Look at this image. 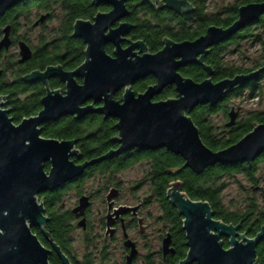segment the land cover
<instances>
[{"label": "water", "instance_id": "water-1", "mask_svg": "<svg viewBox=\"0 0 264 264\" xmlns=\"http://www.w3.org/2000/svg\"><path fill=\"white\" fill-rule=\"evenodd\" d=\"M23 0H0V15ZM126 0H92V3H108L111 9L96 12L92 21L75 19L72 34L80 37L86 44L84 60L71 70L59 64L47 65L42 70H32L22 75L27 82L41 81L44 95L41 97L40 110L31 116L22 117L15 124L8 115L9 108H2L7 95H0V264H50L49 250L39 241L31 227L40 228L44 237L54 248L62 264H71L59 246L51 241L44 230L48 218L43 214L41 191L54 189L64 182L79 176L83 169L95 162L119 155L132 148L156 150L165 148L180 155L183 164L199 173L216 163L235 164L252 161L264 152V121L251 123L252 129L235 143L212 150L200 138L198 128L187 114L198 104L216 105L234 87L245 86L256 77L264 66L248 73L236 74L218 81L212 80L213 68L204 63V58L213 45L221 43L246 25L256 21L264 13V1L249 2L238 7L236 19L226 27L209 25L205 32L193 40L174 42L162 38L163 47L155 53H148L142 40L129 41L126 35L133 26L120 21L128 14ZM155 9L161 6L177 12H189L193 6L187 0H148ZM157 1V5L154 4ZM42 14L34 22L43 21ZM118 22L116 26L113 24ZM9 25L3 28L4 37L0 41L7 47ZM126 39L128 46L122 48L120 41ZM114 44L113 56L104 50V44ZM21 63L31 56V49L23 40L18 43ZM201 65L205 78L196 82L183 77L177 69L186 64ZM153 75L156 82L147 86L142 93L132 90L131 85L138 79ZM51 77L61 80L65 89L51 90L47 81ZM75 77H81L82 82ZM167 84H174L175 98L152 101ZM123 89L121 100L113 98L114 93ZM92 100V103H86ZM102 102L99 106L93 103ZM90 112H99L105 118L117 119L118 133L109 140H117L118 146L106 153L75 164L70 156L79 155L74 147L75 139L59 140L41 135L45 122L56 121L66 115L82 118ZM237 111L232 106L228 111L226 127L236 121ZM75 157V158H76ZM48 161L50 168L44 170ZM178 168H164L175 171ZM166 190L169 202L182 216V229L185 234L187 251L177 264H258L256 246L264 239V225L252 237L240 233L237 224L226 223L213 217L207 201L192 200L181 189V182L170 183ZM256 189V187H255ZM88 197L81 196L73 208L76 216L83 215ZM125 208V207H124ZM131 209V208H126ZM84 222L82 218L78 223ZM140 222V221H139ZM109 224V222H107ZM222 237L228 239V247L223 246ZM171 237L167 233L161 244L163 255L173 254ZM131 246L126 256V264H131L136 255L134 242L125 240Z\"/></svg>", "mask_w": 264, "mask_h": 264}, {"label": "trees", "instance_id": "trees-1", "mask_svg": "<svg viewBox=\"0 0 264 264\" xmlns=\"http://www.w3.org/2000/svg\"><path fill=\"white\" fill-rule=\"evenodd\" d=\"M189 1L193 4V10L181 14L167 8L155 9L146 0H129L128 8L130 12L127 20L134 25L130 37L132 39H142L150 51H156L161 46V38L164 36L178 41L193 40L203 34L209 25L226 27L231 24L237 17L239 6L264 0H236L234 3L224 6L222 12L217 14L206 13L205 0ZM53 2H59V6L63 4V13L60 18L56 19L57 24L53 28V35L46 34L45 28H43L38 39L41 46L36 48L38 59L33 58L28 67L19 72H13V78L11 81L9 80L10 82L4 78L6 84L0 88V92L8 97L9 115L12 116L15 122H19L22 117L36 114L41 108L40 100L44 94L43 83L27 82L20 76L35 67L42 69L47 64H59L66 70H71L79 65L83 60L85 46L80 38L71 35L74 20L92 19L98 10L106 9L102 5L94 6L91 0H23L0 15V30L6 25H10L13 32H15L19 28L20 19H25L29 28H33V21L29 19V16L32 15V8H46L51 6ZM245 41L259 43L262 50L261 61H258L253 67H244L226 62L224 53L227 47ZM204 63L212 66L213 74L211 78L213 81L233 77L236 74L248 73L264 66V13L258 20L246 25L227 40L211 46L205 56ZM8 65L16 68L21 67L16 60L12 59L9 60ZM181 73L193 80H201L204 76L203 69L197 64L182 68ZM263 76L264 70L245 86L232 88L214 106L207 103L198 104L190 112H187L197 126L200 138L206 146L212 150L225 148L248 133L252 129L251 123L253 121L256 124L264 121L263 108L248 112L247 115L236 120L230 127L225 126L228 121V111L232 107L227 105L229 99L233 96H239L247 87H254L257 80ZM149 82H151L150 79L140 81L133 88L138 91L142 90ZM49 85L52 88H58L62 87V82L54 79L50 81ZM175 95L174 88H169L161 97L167 98ZM217 113H222L227 119L221 132L212 120V115ZM40 127L41 135L46 138L66 139L77 137L79 141H85L86 144L88 141V149H91L92 152H84L85 156H94L112 148L115 142L109 139L117 132L114 120H103L100 115L93 112L88 113L83 118L66 115L56 121L43 123ZM139 162H144L148 166L142 179L137 183L139 186L142 183H146L148 186V195L144 198L145 203L155 202L157 204L160 211L158 219L164 222L165 227L173 235L175 253L170 254L164 264H177L180 259L184 258L187 251L185 234L182 229V216L178 214L176 208L166 196V190L170 185L168 183L172 181H180L182 191L190 199L207 201L214 218L226 223L237 224L239 222L238 231L244 232L248 237L254 236L259 231L260 226L264 225V206H259L254 195L257 185L256 166L258 163H264V152L259 154L250 166L246 162L235 164L216 163L196 173L189 167H180L184 162L182 157L165 148L156 150L133 148L97 164V169L113 168L114 170H123ZM178 167L180 168L175 171L164 170V168ZM238 173L243 174L250 183V188L246 190L244 206L241 208L235 205L228 206L222 200V192L226 186L224 178L232 177ZM47 212L50 216L55 217L57 215L61 219L64 228L68 227L65 229L66 233L71 229L67 225L70 217L69 212L58 215L50 207V201L47 202ZM52 232L63 250L69 254L68 247H66L68 240H61V236L54 231ZM222 240L223 246L228 247V239L222 237ZM255 253L257 263L264 264V239L256 246ZM50 262L54 264L52 258H50ZM147 264H155V262L148 260ZM191 264H197V262Z\"/></svg>", "mask_w": 264, "mask_h": 264}, {"label": "flooded vegetation", "instance_id": "flooded-vegetation-1", "mask_svg": "<svg viewBox=\"0 0 264 264\" xmlns=\"http://www.w3.org/2000/svg\"><path fill=\"white\" fill-rule=\"evenodd\" d=\"M146 1H148V0H146ZM159 1L164 3L163 0H159ZM187 1L192 4L191 1H189V0H187ZM128 2H129V0H126L124 2L125 7L128 10V14L124 18H122L120 21H126V22H129L132 24V22L127 20V17L129 16V12H130L129 8H128ZM148 2L153 6V4L150 1H148ZM91 3H92V0H91ZM92 4L94 6H101L102 5V6L106 7V9L98 10L97 12H106V11L111 9V5L108 3L100 2L98 4H94V3H92ZM154 4L157 5V1H154ZM62 6H63V4H62ZM62 6H59V2H53L51 4V6L46 7V8L33 7L31 12H32V16H34L35 19L32 22L33 23L32 29L37 28V27L39 28L45 21H47V19H58V18H60L62 16V13H63ZM192 6H193V4H192ZM158 8H167V7L161 6ZM167 9H170V8H167ZM170 10L177 12L174 9H170ZM178 13H181V12H178ZM182 13H186V12H182ZM42 14H46V18L43 21H40L35 25L34 22ZM85 20L92 21V19H85ZM117 23L118 22H115L113 24V27L116 26ZM133 26L130 28L128 33L126 35H123L122 37L128 38L129 41L142 40V39H132L130 37V32H131ZM3 28H1V30H0V41L4 37ZM40 34H41V31H39L35 37L36 43L32 44L31 42L28 41V39L21 36L18 32H13V30L11 29V26L9 25V30H8L9 44L7 47L2 46L0 49V88L6 84L5 79H7L8 81L12 80V78H13L12 73L13 72L14 73L16 71L19 72L20 70H23L24 68L28 67L30 64V61L33 58L38 59L37 58L38 56L36 55V51H37L36 48L38 46H41L38 42ZM164 37H167L174 42L183 41V40H180V41L173 40L168 36H164ZM78 38H80V37H78ZM162 38H161L162 44L156 51H150L148 49V47L146 46V44L144 43V41L142 40V42L147 47V52L148 53H155L158 50H160L164 45V43L162 42ZM80 39L83 41L82 38H80ZM21 40L25 41L27 43V45L30 47L31 56L29 59L19 63L18 59H19L20 55H19L18 43ZM185 40H191V39H185ZM129 41H127L126 39H122L120 41V46L122 48L128 46ZM83 43H84V41H83ZM14 46H17L18 54L9 53V50L11 48H13ZM51 46H53V45H51ZM84 46H86L85 43H84ZM103 46H104L105 52L108 55L113 56L114 44L112 42H107ZM10 59L16 60V62L21 67H19V68H16L13 66L10 67L8 65V62ZM83 60H84V54H83ZM194 64L195 63H191V64H186L184 66H181L177 69V71L183 77H189L187 75H183L181 73V69L189 67V66L194 65ZM47 65H57V64H47ZM44 68H42V69H44ZM201 68L203 69L202 66H201ZM35 69L42 70L39 67H35V68H32V69L28 70L27 72L23 73L22 75H25L26 73H29L30 71L35 70ZM203 71H204V69H203ZM6 74H8V76H5ZM189 78H191V77H189ZM204 78H205V71H204V76L201 80H193L192 78L191 79L193 81L200 82ZM54 79L59 80V78H57V77H51L48 79L47 84H48L49 88L51 90L59 89V91L61 93H63L64 89H65V85L61 80L60 81L62 82V87L61 86L58 88L50 87L49 83L51 80H54ZM75 79L79 83L82 82L81 77H75ZM147 79H150L151 82L147 83L146 86L142 90L138 91V90H135L133 88V86L136 85L138 82L145 81ZM36 82H41V81L36 80V81L31 82V83H36ZM155 82H156L155 77L153 75H148L144 78L136 80L131 85V88L135 92V94L142 93L146 90L147 86L152 85ZM169 88H174L176 95L175 96H169L167 98H175L177 96V91L175 89V85L174 84H167L158 94L154 95L151 100L152 101H159V100L167 99V98L161 97V95ZM123 89L124 88L122 87L114 93L113 98L115 100H121ZM44 93H45V91H44ZM0 95H6V94H3L0 92ZM4 100H6V101H4ZM3 101H4L3 107L9 108L7 96L5 98H3ZM86 103L87 104L92 103V100H89ZM101 104H102V102H97V103H93V106L95 107V106H99ZM90 113H92V112H90ZM93 113H97L98 115H100L103 120L112 119L115 121V123L117 121V119L115 117L109 116V117L105 118L103 116V114H101L99 112H93ZM8 115H9V112H8ZM86 115H84V116H86ZM72 116H74V115H72ZM12 120H13V118H12ZM13 122L15 124H17L20 121L15 122L13 120ZM116 130H117V128H116ZM117 133H118V130H117L116 134ZM116 134L112 135V137L115 136ZM70 139H75L74 147L77 148L79 151V155L77 157H76V155L69 157L70 160L73 159L72 161L75 164H80V163L84 162L85 160L89 161L92 158H96V157L106 153L110 149H115L119 144L117 140H114L115 143H114V146L112 148L105 150V151L101 152L100 154H97L94 156H85L84 152H88V153L92 152L91 149H88L89 142L87 141V144H86L85 141H79V138H77V137L59 139V140H70ZM84 143H85V145H84ZM79 144H81V145H79ZM110 158H112V157H110ZM110 158H107V159H110ZM107 159H103L99 162H95L93 164L86 166L83 169V172L79 176H77L76 178L64 182L62 185H60L57 188L41 191L37 195L38 201H40V198L42 197V201H43L42 203H43V209H44L43 214H44V216H46V218H48L44 224V230L47 231L48 234L50 235L51 241L54 242L57 246H59L61 251L68 257L71 264H126V256L131 249V246H125L124 245V242L127 239H130L132 242H134L136 252H137L135 257L132 259L131 264H136L138 261L140 262V264H147L148 260L149 261L153 260V262H155V264H164V261L166 260V258L171 253H167L166 255H163L162 249H161L162 239L167 233H169L170 237H171L170 245L174 248L173 235H172L171 231L168 230V228L166 227L160 233V236L158 238V240L160 242V247L158 249H156L153 252L145 249L146 253L141 254L139 242H138V240H136L135 238H133L131 236V231H132V229H137L141 234H143V230H144L146 224L144 223L145 217L141 216V209L143 208L144 205H147V204L145 203L144 199H141L135 205L134 204H127V203L125 204V203L119 202L121 199L122 192H123V190L121 188V182H120L121 180L119 178V174L124 169L123 170H114L113 168H109V169H105V170L97 169V164H100L101 162H103L104 160H107ZM49 168H50V163L48 161H46L44 163V170L46 172H48ZM134 189L135 188H132L131 190H134ZM256 190H263L264 191V189L259 185H256ZM71 191L74 193V197H75L73 204L69 207L64 208L65 207L64 196ZM81 196H87L88 197V204L84 210V214L76 216V213L73 212L72 210L74 207H76L78 205L79 198ZM48 201H50V207L53 208V211L55 213H58V215H60L64 212L70 213V217L67 221V225H69V227L71 229L67 233H66L65 229H67L68 227L64 228L63 222L61 221V219L58 218L57 215H55V217L50 216L49 213L47 212V202ZM95 202H99L100 207L97 210L98 214H99L98 218L96 219V222L93 223L90 220V209H91V206L93 205V203H95ZM104 204H105V207H102ZM102 208H103V211H102ZM126 208H131V209H126ZM50 214H51V212H50ZM82 218H84V222H83V224L80 225L78 222ZM107 222H109V224H107ZM158 222L163 223V221H161V220H158ZM76 226L81 229L82 234H83V237L80 239V245H81V251L82 252H79L73 244L74 240H73L72 232L74 231ZM92 226H93V228L95 227L96 232H91ZM31 230L34 234L37 235L41 244L46 249L49 250V254H48L49 262H50V258H52L54 264H62L61 260L57 256L54 248L47 241V239L44 237L40 228L33 226V227H31ZM52 231H54L59 236H61L62 237L61 240H66V239L68 240L66 247H68L69 254H67V252H65L63 250L60 243L56 240V238H54ZM112 240H116L121 244V257L118 259L117 262H112L109 260L110 259V245H111ZM68 244H69V246H68ZM155 259L157 262L155 261ZM50 264H51V262H50Z\"/></svg>", "mask_w": 264, "mask_h": 264}, {"label": "rangeland", "instance_id": "rangeland-1", "mask_svg": "<svg viewBox=\"0 0 264 264\" xmlns=\"http://www.w3.org/2000/svg\"><path fill=\"white\" fill-rule=\"evenodd\" d=\"M236 0H205V10L207 14H217L222 12L224 6L234 3ZM29 19L34 21L35 17L30 15ZM25 19H20L19 28L15 30L24 38H27L32 44L36 43V35L39 31L45 28L46 34L53 35V28L57 24L56 19H50L43 23V26L39 28H29L26 24ZM9 53L18 54L17 46H14L9 50ZM262 50L259 43L245 41L239 42L236 45H230L227 47L224 53V60L228 63L234 65H240L244 67H253L258 61H261ZM5 76H8L6 74ZM3 100V98L1 99ZM228 107L233 106L237 111L236 120L243 118L250 111L263 109L264 108V76L257 80L254 87L245 88L239 96H233L229 99L227 103ZM2 108H4L2 106ZM212 120L216 125L217 129L221 132L224 122L227 120L222 113H217L212 115ZM224 131V130H223ZM225 133V132H224ZM147 165L144 162H139L133 166L124 169L120 172L119 178L121 182V188L123 190L120 203L127 204H137L141 199H144L148 195V186L146 183H142L140 186L137 185L138 181L142 179ZM255 176L257 178V185L264 189V163H258L256 166ZM226 186L222 192V200L226 205H232L236 207L244 206V199L246 198V193L248 188H250V183L247 178L238 173L232 177L224 178ZM135 188L134 190H131ZM138 188V189H137ZM254 195L259 206H264V191L255 190ZM75 197L74 193L71 191L64 196L65 207H69L73 204ZM100 207L99 202L93 203L90 209V220L95 223L98 218V208ZM105 207V204L102 206ZM103 211V208H102ZM160 215L159 208L155 202H151L144 205L141 209V216L144 218V223L146 224L143 234H141L137 229H132L131 236L138 240L140 245L141 254L148 251H155L160 247V242L158 240L160 233L166 228L164 222H158V216ZM91 232H96L95 227L91 229ZM243 233V232H240ZM74 246L79 252L81 251L80 239L83 237L82 231L76 226L72 232ZM146 249V250H145ZM121 257V244L112 240L110 245V261L117 262ZM156 261V259H155ZM157 262V261H156ZM136 264H140L138 261Z\"/></svg>", "mask_w": 264, "mask_h": 264}]
</instances>
